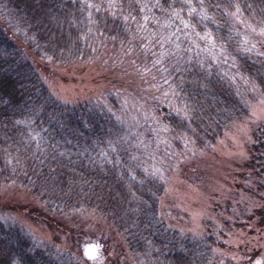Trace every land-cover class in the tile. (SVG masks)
<instances>
[{
  "label": "trees",
  "instance_id": "16d2710c",
  "mask_svg": "<svg viewBox=\"0 0 264 264\" xmlns=\"http://www.w3.org/2000/svg\"><path fill=\"white\" fill-rule=\"evenodd\" d=\"M261 33L264 0H0V193L20 188L76 224L68 242L38 241L0 204V264H96L82 255L86 215L111 225L129 264H219L235 226L264 232V124L251 131L250 182L238 185L252 214L198 235L163 211L172 157L211 152L264 99ZM106 56L147 71L168 96L143 135L116 95L64 103L36 66Z\"/></svg>",
  "mask_w": 264,
  "mask_h": 264
},
{
  "label": "rangeland",
  "instance_id": "374dc122",
  "mask_svg": "<svg viewBox=\"0 0 264 264\" xmlns=\"http://www.w3.org/2000/svg\"><path fill=\"white\" fill-rule=\"evenodd\" d=\"M255 41L264 52V33L255 34ZM112 58L106 56L67 66L39 60L35 64L52 94L64 103L91 100L106 104L110 94L116 95L123 103L129 124L143 135L141 131L154 117L152 104L168 96L150 73ZM260 124H264V99L255 104L251 118L235 125L211 152L193 149L172 157L173 172L163 211L174 227L201 235L208 221L220 226L227 219L235 224L236 217L242 220L253 213L255 205L245 200L247 197L243 199L245 189H239L238 185L250 182L247 150L252 142L251 131ZM151 127L158 142L167 141L166 133ZM236 199H242L241 207H237ZM0 204L7 210L10 221L24 226L38 241H51L57 234L65 243L75 233L74 222L51 218L29 193L15 186L2 189ZM84 219L87 244L82 247V255L96 264H129L126 246L111 225L91 215ZM234 230L226 247L219 252V264H264V232L251 233L249 228L236 226Z\"/></svg>",
  "mask_w": 264,
  "mask_h": 264
}]
</instances>
